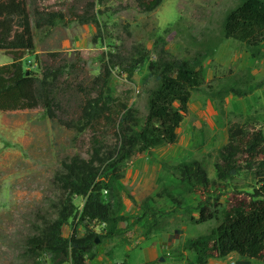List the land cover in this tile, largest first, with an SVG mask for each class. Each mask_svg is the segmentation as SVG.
<instances>
[{"label":"rangeland","instance_id":"rangeland-1","mask_svg":"<svg viewBox=\"0 0 264 264\" xmlns=\"http://www.w3.org/2000/svg\"><path fill=\"white\" fill-rule=\"evenodd\" d=\"M240 1L164 0L151 12L142 11L137 0L33 2L42 10L66 14V20L52 28H36V50L24 56L28 72L32 69L40 73L36 53L41 55L42 64L49 51L61 53L55 63L65 69L58 94L61 103L58 113L63 120L78 118L85 92L77 88V84L85 82V90L90 89L109 51L130 57L137 46L144 45L153 60L192 58L198 51L208 52L204 60L205 83L192 91L189 112L178 129V141L161 144L124 166L121 191L123 212L129 219L120 223L119 235L128 242L139 243L167 231L180 237L174 252H181L185 250L187 238L208 233L219 223L217 219L195 224L190 220L193 207L175 209L157 193L165 182L175 181V165L183 160L202 161L210 178L215 179L214 163L219 148L229 140L232 125L264 131V45L261 55L254 57L245 43L223 35L225 16ZM93 3L100 27L94 23L82 24L74 17V12H83ZM96 34L98 39L95 40ZM12 61L10 53L0 50V65ZM72 62L73 68L69 66ZM149 73L147 61L131 79L119 67L113 69L110 79L115 95L136 107L143 119L148 112V89L154 84L153 78L145 79ZM230 87L244 95L227 93L225 90ZM92 133L89 129L79 132L59 118H51L43 106L0 111V264H30L23 257L24 243L34 231V224L54 212L53 201L59 195L54 175L67 157L74 154L89 157ZM106 140L108 144L115 142L113 131L107 133ZM252 184H255L253 173L243 170L229 190H245ZM149 196L156 199L151 201L153 206L165 210V221L163 228L147 234L149 223L144 225L147 218L136 202ZM187 199L190 204H196L194 195H188ZM76 202L82 206L84 199L80 197ZM73 227L74 224H68L65 234L70 235ZM96 228L100 230L98 225ZM143 248L150 253L149 257H164L166 261L161 264H179L174 256L158 254L159 243L151 245L146 240ZM188 251L194 255L193 251ZM239 257L248 264H264L256 258ZM131 261L134 264L136 258L132 256ZM43 264H52L50 255L45 256Z\"/></svg>","mask_w":264,"mask_h":264},{"label":"trees","instance_id":"trees-1","mask_svg":"<svg viewBox=\"0 0 264 264\" xmlns=\"http://www.w3.org/2000/svg\"><path fill=\"white\" fill-rule=\"evenodd\" d=\"M163 1L137 0V3L142 11L151 12ZM33 2L0 0V50L13 58L12 62L0 65V111L43 106L51 118H59L79 132L89 129L93 133L89 157L74 154L61 162L54 175L59 189L53 201L54 212L34 224V231L24 243L23 257L30 264H43L46 255H50L52 264H91L99 243L120 234V223L129 219L123 212L121 191L125 164L161 144L178 141V129L189 112L192 91L205 83L204 60L208 52L198 51L192 58L153 60L144 45L137 46L130 57L109 51L90 89L85 90V82L77 84L85 92L78 118L63 120L58 113L61 109L58 94L65 69L55 63L61 53L49 51L43 64L41 55L36 53L40 73L32 69L28 72L24 56L36 50L35 29L52 28L65 21L66 14L42 10ZM74 17L82 24L100 27L94 3L83 12H74ZM223 24L225 38L245 43L254 57L261 55L264 0H241L226 14ZM147 61L150 73L145 79L153 78L154 84L148 89V112L143 119L136 107L115 95L110 79L113 69L118 67L131 79ZM69 66L73 68L75 64ZM225 91L244 95L234 87ZM110 130L115 137L113 144L106 140ZM214 166L216 178L212 179L202 161H180L175 165V181L165 182L157 193L175 209L193 207L190 220L195 224L219 221L208 233L185 240L184 248L194 252V260L188 259L187 264H207L212 257H225L232 252L264 261V131L232 125L229 140L219 148ZM243 170L253 173L255 184L245 190H229ZM188 195H194L195 205L188 202ZM80 197L84 199L82 206L76 202ZM151 201L156 199L149 196L136 202L147 218L144 225L149 223L147 234L163 228L165 221V210L153 206ZM70 223L74 227L66 235L65 227Z\"/></svg>","mask_w":264,"mask_h":264},{"label":"crops","instance_id":"crops-1","mask_svg":"<svg viewBox=\"0 0 264 264\" xmlns=\"http://www.w3.org/2000/svg\"><path fill=\"white\" fill-rule=\"evenodd\" d=\"M122 225L120 224V227ZM149 241L151 245L159 243L160 251L159 255H170L178 259L179 264H187L188 259L194 260V255L190 254L188 249L181 252H174L176 247L180 243V237L178 235H172V233L167 231H162L158 234H153L149 238H144L140 240L139 243H131L123 238L121 235H116L111 238H104L98 245L97 256L92 260L91 264H133L132 256L136 258L134 264H142L146 261L154 260L155 264H161L162 260L158 257H149V254L144 252V242ZM138 250V254L136 251ZM240 254L237 252H232L225 257H212L209 259L208 263L215 264H248V261L238 258ZM124 258L122 259V257ZM241 256V255H240ZM140 258V259H139ZM223 261H222V259ZM243 258V256H242ZM249 258V257H247ZM212 260V261H211ZM215 260V261H213ZM207 263V264H208Z\"/></svg>","mask_w":264,"mask_h":264},{"label":"water","instance_id":"water-1","mask_svg":"<svg viewBox=\"0 0 264 264\" xmlns=\"http://www.w3.org/2000/svg\"><path fill=\"white\" fill-rule=\"evenodd\" d=\"M162 260H164V257L162 258Z\"/></svg>","mask_w":264,"mask_h":264}]
</instances>
